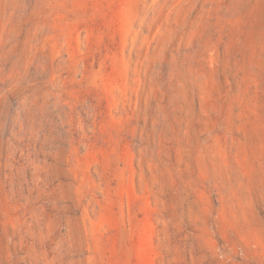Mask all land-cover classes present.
<instances>
[{
  "label": "rangeland",
  "instance_id": "rangeland-1",
  "mask_svg": "<svg viewBox=\"0 0 264 264\" xmlns=\"http://www.w3.org/2000/svg\"><path fill=\"white\" fill-rule=\"evenodd\" d=\"M0 264H264V0H0Z\"/></svg>",
  "mask_w": 264,
  "mask_h": 264
}]
</instances>
